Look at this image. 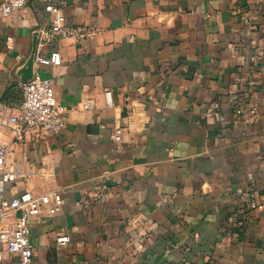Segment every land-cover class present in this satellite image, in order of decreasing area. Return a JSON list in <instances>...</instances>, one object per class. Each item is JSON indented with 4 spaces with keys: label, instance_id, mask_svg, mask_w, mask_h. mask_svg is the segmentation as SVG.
Here are the masks:
<instances>
[{
    "label": "crops",
    "instance_id": "crops-1",
    "mask_svg": "<svg viewBox=\"0 0 264 264\" xmlns=\"http://www.w3.org/2000/svg\"><path fill=\"white\" fill-rule=\"evenodd\" d=\"M66 1L69 25L95 30L37 47L67 109L58 137L15 143L8 122L47 0L0 15V137L22 171L6 194H62L28 220L34 264H264L248 205L264 202V0Z\"/></svg>",
    "mask_w": 264,
    "mask_h": 264
},
{
    "label": "built area",
    "instance_id": "built-area-1",
    "mask_svg": "<svg viewBox=\"0 0 264 264\" xmlns=\"http://www.w3.org/2000/svg\"><path fill=\"white\" fill-rule=\"evenodd\" d=\"M29 0H3L0 3V15L10 16L23 10ZM50 18L47 24L37 34V47L57 42L64 38H87L94 33V28H75L69 25L65 15L68 6L66 0H47ZM53 60L37 55L35 65H50ZM23 100L8 116V122L15 127L14 142H28L34 136L58 137L66 128L67 109L57 98L53 83L50 79L35 74L29 82L21 84ZM107 105L112 104L111 92H106ZM84 109H94L96 105L91 99L83 103ZM257 115L255 108L251 111ZM122 128L116 129V141L122 139ZM10 147L0 137V264L5 254L17 256L19 264H34V252L30 239V217L41 215L53 216L62 200L60 192H49L34 195L29 191L16 197H8L6 187L19 179L22 174L18 167L7 166ZM101 197L100 195L98 196ZM249 208L264 210V202L251 198ZM57 246H67L70 235L62 231L56 239ZM77 264V263H75Z\"/></svg>",
    "mask_w": 264,
    "mask_h": 264
},
{
    "label": "water",
    "instance_id": "water-1",
    "mask_svg": "<svg viewBox=\"0 0 264 264\" xmlns=\"http://www.w3.org/2000/svg\"><path fill=\"white\" fill-rule=\"evenodd\" d=\"M37 41H38V37H36V42L31 57L29 58L25 66L18 73L22 82H29L35 77V58L37 51Z\"/></svg>",
    "mask_w": 264,
    "mask_h": 264
}]
</instances>
